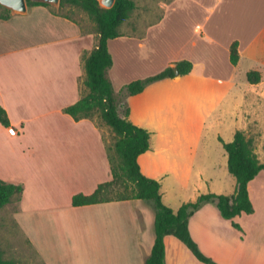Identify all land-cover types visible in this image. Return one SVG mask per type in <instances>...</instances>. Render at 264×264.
Returning a JSON list of instances; mask_svg holds the SVG:
<instances>
[{
	"label": "crops",
	"instance_id": "1",
	"mask_svg": "<svg viewBox=\"0 0 264 264\" xmlns=\"http://www.w3.org/2000/svg\"><path fill=\"white\" fill-rule=\"evenodd\" d=\"M3 8L0 106L11 125L0 122V181L23 186L21 197L0 209H8L0 234L12 233L5 226L13 222L19 243L9 254L2 244L5 258L19 264H145L155 243L149 202H72L112 179L111 128L64 112L89 92L85 61L99 43L95 23L43 5L5 19ZM121 32L108 42L113 66L107 76L120 108L127 106L131 122L151 133L150 148L139 157L143 174L160 181L163 201L174 211L202 194L232 195L236 186L231 192L225 180L213 178L217 163L203 131L210 126L225 142L237 130L254 139L251 116L264 163V0H170L157 20L124 23ZM181 61L192 62L193 70L121 97L129 83ZM250 71H259L261 82L250 83ZM248 188L253 213L226 219L209 201L190 217L191 236L218 264H264V171ZM165 243L167 264H205L176 237Z\"/></svg>",
	"mask_w": 264,
	"mask_h": 264
},
{
	"label": "trees",
	"instance_id": "2",
	"mask_svg": "<svg viewBox=\"0 0 264 264\" xmlns=\"http://www.w3.org/2000/svg\"><path fill=\"white\" fill-rule=\"evenodd\" d=\"M27 4L28 7L51 6L32 0H27ZM66 4L78 6L88 13L96 25L99 43L85 61L86 79L84 83L89 92L78 102L67 107L65 112L76 120L94 118V113H98L116 137L112 149L120 158V161L116 163V158L113 155L110 156L112 179L101 184L91 195H75L73 205L84 206L111 200L103 196L106 189L119 182H124L127 193L114 200H143L149 202L155 211V243L145 264H167L165 243L167 236H174L183 242L199 261L205 264H218L201 251L191 236L189 220L196 210L209 201H215L221 215L230 220L242 213L254 212L248 185L261 171H264V163L260 161L256 153L255 140L245 131L237 130L231 142L222 141L228 155L229 172L235 177L237 183L232 195L202 194L197 201L185 203L178 211H174L163 201L160 181L147 177L141 171L139 157L149 150L151 133L131 122L130 110L127 106L120 108L121 100L119 96H116L112 82L107 76V71L113 66V57L109 51L108 42L122 35L121 26L136 10V2L116 0L114 6L107 9L100 5L99 0H60V7ZM3 9L1 17L6 19L11 15V11ZM239 58L238 43L235 42L231 46V62L236 65ZM176 68L179 74H188L193 70V63L181 61L176 64ZM175 76L173 68L169 67L154 76L129 83L121 91V97L139 94L148 85ZM248 80L252 84L261 82L260 72L250 71ZM0 122L5 127L11 125L6 110L1 106ZM112 149L110 148L111 151ZM22 193V185L0 181V209L11 203L14 197L20 198ZM235 226L240 228L238 224ZM0 264L19 263L5 258L4 251L0 248Z\"/></svg>",
	"mask_w": 264,
	"mask_h": 264
},
{
	"label": "rangeland",
	"instance_id": "3",
	"mask_svg": "<svg viewBox=\"0 0 264 264\" xmlns=\"http://www.w3.org/2000/svg\"><path fill=\"white\" fill-rule=\"evenodd\" d=\"M134 1L136 2L137 8L132 13L131 17L125 23L129 24V23H133L136 21H141V22L144 21V23H149V22L157 20L162 14L164 3L170 0H134ZM52 7L57 13L68 15L73 18L75 17L77 19H86L90 23H93L88 13L78 6L66 4L64 7H60V5L58 7H54V6ZM128 29L129 28L127 27L126 31H128ZM123 106L125 105H122V107ZM64 112H65V109H64ZM93 117L99 123L106 125L105 122L100 118L98 113H94ZM249 121H251V123L249 124V128L251 129L250 132L253 133V137H255L254 139H257L256 144L259 147L260 145H262V143L260 139H258L259 130L257 128L256 122L254 121V118H251V116L249 118ZM260 131L264 132V130L262 129H260ZM17 132L18 131L16 129L10 130V133L12 135L13 133H17ZM203 133L206 137L205 138L206 141L203 144L208 146V149L210 150L211 155L214 157L217 163V174H214L213 178L215 179V181H218L219 179H220L219 181L225 180L229 184L231 192H233L234 186H236V179L229 172L228 155L223 146V142H222L223 139L221 138L219 139V135L210 126L206 127ZM223 136L224 138H228L227 137L228 135L226 132L223 134ZM229 138L230 140L228 142L233 140V137H229ZM109 139H111L110 148L112 149V147H114L115 139H116L112 130L110 132ZM111 153L116 158V163L120 161V158L117 156L114 149H112ZM125 187L126 186L124 182H119L115 186L107 188L103 196L107 199H116L118 197H121L122 195L127 193ZM6 214H8L7 208L0 212V220H3ZM13 225H14L13 222H8L7 225L5 226V230H9V232L12 231V233H9L6 238L3 237L2 233L0 234V248H2V244H3V247L6 248V250L8 251V254L11 252V248H13L14 246L13 244L15 245L19 244L17 243L16 239L13 238V230H14L12 229L14 227Z\"/></svg>",
	"mask_w": 264,
	"mask_h": 264
},
{
	"label": "water",
	"instance_id": "4",
	"mask_svg": "<svg viewBox=\"0 0 264 264\" xmlns=\"http://www.w3.org/2000/svg\"><path fill=\"white\" fill-rule=\"evenodd\" d=\"M34 2L47 3L51 6L58 7L60 5V0H32ZM100 5L104 8H112L116 0H99ZM0 5L5 9L10 10L13 13L25 15L28 13L27 0H0ZM176 75H179V70L175 67L173 68Z\"/></svg>",
	"mask_w": 264,
	"mask_h": 264
}]
</instances>
